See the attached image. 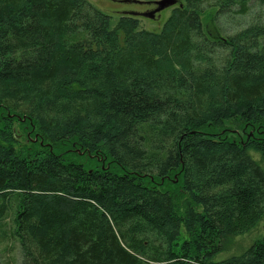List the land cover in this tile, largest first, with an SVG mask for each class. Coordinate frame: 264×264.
I'll use <instances>...</instances> for the list:
<instances>
[{
  "label": "trees",
  "instance_id": "1",
  "mask_svg": "<svg viewBox=\"0 0 264 264\" xmlns=\"http://www.w3.org/2000/svg\"><path fill=\"white\" fill-rule=\"evenodd\" d=\"M110 24L0 0V242L20 264H264V231L240 240L264 228V0Z\"/></svg>",
  "mask_w": 264,
  "mask_h": 264
},
{
  "label": "rangeland",
  "instance_id": "2",
  "mask_svg": "<svg viewBox=\"0 0 264 264\" xmlns=\"http://www.w3.org/2000/svg\"><path fill=\"white\" fill-rule=\"evenodd\" d=\"M94 6L104 11L111 16V28H114L118 23L121 15H135L138 16L141 22V26L150 31H159L162 28L163 23L170 16L173 6L167 7L156 13L154 18H149L143 13H147L156 8L154 3L156 0H88ZM180 3V0H178ZM252 11L246 16H237L232 19H227V17H221L220 25L232 33L234 30L238 29L241 24H246L252 18L251 15L257 13L259 10L258 6L253 4ZM215 12L216 8H208L202 14L203 24L209 33L214 31L217 32L215 27ZM228 123V122H227ZM229 124V123H228ZM22 134V133H21ZM24 139V138H23ZM36 141V138H32ZM13 215L7 217L6 222L8 223V229L11 228ZM264 231L263 224H261L257 229L253 230L248 235L240 238L244 242L256 237L259 232ZM21 254L19 244L15 240H8L7 242H0V264H20Z\"/></svg>",
  "mask_w": 264,
  "mask_h": 264
},
{
  "label": "water",
  "instance_id": "3",
  "mask_svg": "<svg viewBox=\"0 0 264 264\" xmlns=\"http://www.w3.org/2000/svg\"><path fill=\"white\" fill-rule=\"evenodd\" d=\"M154 3L156 4V8L151 11H148L147 13H143L142 15L149 18H154L157 12L167 7L178 4V0H156ZM179 5L182 6V4Z\"/></svg>",
  "mask_w": 264,
  "mask_h": 264
}]
</instances>
